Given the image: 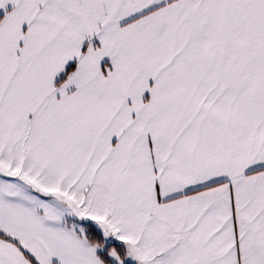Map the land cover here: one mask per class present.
<instances>
[{"label": "snow or ice", "instance_id": "1", "mask_svg": "<svg viewBox=\"0 0 264 264\" xmlns=\"http://www.w3.org/2000/svg\"><path fill=\"white\" fill-rule=\"evenodd\" d=\"M0 264H264V0H0Z\"/></svg>", "mask_w": 264, "mask_h": 264}]
</instances>
